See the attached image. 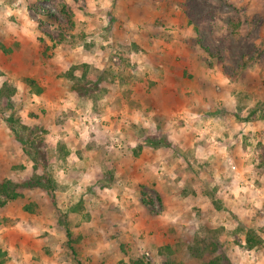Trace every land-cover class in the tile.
Segmentation results:
<instances>
[{"label": "rangeland", "instance_id": "rangeland-1", "mask_svg": "<svg viewBox=\"0 0 264 264\" xmlns=\"http://www.w3.org/2000/svg\"><path fill=\"white\" fill-rule=\"evenodd\" d=\"M175 1L192 28L189 41L192 50L198 51V70L205 77L203 92L210 106L206 104V112L198 118L176 114L170 121L187 125V132L208 143L212 155L222 162L218 168L228 178L220 180L197 160L187 162L191 170L185 166V172L193 175L188 178L192 181L171 180L174 184L170 185L176 192L173 199L179 200L183 211L169 229L178 242L157 249L146 244L144 237H137L130 244L106 245L114 257L101 261L95 254L82 257L70 238L39 244V233L44 231L36 224L39 204L52 211L49 220L66 221V213L56 208L60 184L54 171L58 165L47 148L46 136L53 121L75 132L82 113H101L98 100L108 92L109 84L115 85L119 76L128 78L124 69L130 65V57L140 60L138 50L142 49L129 40L131 29L140 27V15L136 10L128 14L123 11L117 17L110 9L93 8L88 0H0V38L7 40L0 42V89L7 83L15 90L8 101L0 100V124L13 129L23 158L13 180H0L17 186L20 193L0 207V264H204L212 257H220L222 264H264V124L259 130L246 129L250 122L264 123V0ZM64 6L73 13V25L61 28L45 17L43 7L66 24ZM231 20H239V26L230 28ZM60 36L66 39L56 44ZM93 63L103 67L94 71ZM54 67H58L55 77ZM41 78L57 80L63 92L67 91L63 82L67 83L79 99V112L69 110L66 116L64 102L54 105L52 97L46 106L41 96L49 82ZM68 117L70 125L66 126ZM102 123L91 135L92 140H81L75 133L76 139L89 145L101 134ZM112 138L121 146L119 150L110 148ZM106 145L117 156L135 149L112 134ZM166 151L176 158L181 155L179 148L166 147ZM200 171L207 173L205 182L198 177ZM167 176L165 171H158V179ZM137 188L142 206L153 216H161L162 202L168 196L155 193L150 185ZM200 196L206 199L205 208L196 206ZM216 213L219 218L214 220ZM50 230L54 238L62 232L54 224ZM248 235L258 241L253 248L246 246ZM96 246L90 250L97 252ZM190 246L199 258L192 255ZM113 247L125 260L115 258ZM39 248L40 253L36 251Z\"/></svg>", "mask_w": 264, "mask_h": 264}, {"label": "crops", "instance_id": "crops-1", "mask_svg": "<svg viewBox=\"0 0 264 264\" xmlns=\"http://www.w3.org/2000/svg\"><path fill=\"white\" fill-rule=\"evenodd\" d=\"M88 1L93 8L99 5L97 9H110L117 17L123 11L126 14L137 11L140 15V27L131 29L129 40L132 46L142 49L138 50L140 60L130 57V65L127 63L128 68L124 69V73L128 72V78L122 79L119 76L114 81L115 85L109 84L108 92L98 100L103 132L101 130V134L92 143L86 145L78 137L76 139L75 133L78 136L80 123H77L73 132L69 126V117L65 123L69 130L62 128V124L57 121L51 122L49 129L45 128L49 130L46 136L49 141L47 148L58 165L54 171V177L60 184V189L56 192V197L59 198L56 199V208L66 213V221L49 220L48 216L52 211L47 209V205L43 208L39 204L40 219L36 220V224L45 231L41 235L39 233V244L49 245L55 240L64 242L66 238H70L82 257L95 254L101 261H107L114 257L111 248L106 246L109 244H130L137 237H144L146 244H152L151 248L156 246L158 249L163 244L173 245L178 242L169 229L176 225L173 221L177 216L183 215V211L180 209L181 205H178L179 200L173 199L176 192L172 191L170 185L174 181H192L188 178L193 175L188 176L185 172L186 167L190 169L187 162L197 160L206 164L207 169L211 173H217L220 180L224 178L226 181L228 177L223 176L222 168H218L222 162L212 155L208 143L199 142L187 132V125L170 121L176 114L186 118L203 116L207 110L206 104H209L203 92L205 77L198 70V51L192 50L189 41L192 28L187 26V17L176 5V1ZM158 21L163 24H158ZM122 34L119 36L122 37ZM0 42L7 40L0 38ZM192 52L197 54V58ZM52 64L55 66L56 63ZM93 64L94 71L103 67L102 63ZM57 68L52 69L53 77L57 76ZM41 80L49 82L41 96L46 106L54 99V105L64 102L65 107L62 110L66 116L69 110L79 112L80 109H76L79 99L67 83L60 81L67 88L63 92L64 89L61 91L57 80ZM16 88L18 89L17 86ZM262 124L264 123L256 120L250 122L246 129L259 130ZM146 131L151 133H145ZM111 134L122 138L129 148L135 147L134 151H127L121 156L110 153L106 144ZM19 144L21 143L16 140L13 129L0 124V180H13L16 177V169L22 165L23 159ZM166 147L179 148L177 152L181 155L176 158L166 151ZM158 171H165L168 176L158 179ZM206 174L200 171L198 177L205 182ZM232 182L233 180L230 185ZM149 185L155 193L160 191L162 197L168 196L162 202L161 216H153L151 210L148 211L142 206L138 197L137 187L144 186L146 189ZM199 195L202 196L201 191ZM201 196L196 206L205 208L206 199ZM217 218L219 216L216 213L214 220ZM53 224L62 230L59 237H51L50 227ZM93 245H97V252L90 250ZM41 250L39 248L36 251L40 253ZM114 252L117 260H125L124 256L118 255L121 253L117 247Z\"/></svg>", "mask_w": 264, "mask_h": 264}, {"label": "trees", "instance_id": "trees-1", "mask_svg": "<svg viewBox=\"0 0 264 264\" xmlns=\"http://www.w3.org/2000/svg\"><path fill=\"white\" fill-rule=\"evenodd\" d=\"M45 17L48 19H52L54 22L58 23V25L62 28L64 26H72V15L73 13L70 11L68 6H64L62 8V16L63 20L66 21V24H62L61 20H58L52 12H50L48 9L44 8ZM240 21L239 20H231L230 21V28H237L239 26ZM62 24V25H61ZM52 38V37H51ZM53 39V38H52ZM66 37L60 36L58 41H56V44H63L62 42L65 41ZM75 69V68H73ZM28 83L30 85H35V82L33 80H29ZM40 89V88H39ZM15 90L14 88H11L7 83H4L2 85V88L0 89V100L2 101H8L9 98L14 94ZM39 92V91H37ZM20 196V193L17 191V186H14L10 184L7 181H4L0 183V207H3L7 204L8 201L14 200ZM246 246L248 248H253L257 243V239L254 236L248 235L245 239ZM193 247H189V250L191 251L192 255L196 258H199L200 255L195 252H193ZM204 264H222V259L220 257H212L208 262Z\"/></svg>", "mask_w": 264, "mask_h": 264}, {"label": "built area", "instance_id": "built-area-1", "mask_svg": "<svg viewBox=\"0 0 264 264\" xmlns=\"http://www.w3.org/2000/svg\"><path fill=\"white\" fill-rule=\"evenodd\" d=\"M102 120L101 113H82L79 117L80 126L78 131V136L81 140H89L91 139V135L95 134L97 131V127L99 123ZM82 123V124H81ZM113 139V138H112ZM111 149L121 148L119 146V143L115 141V139L112 140V142L109 144Z\"/></svg>", "mask_w": 264, "mask_h": 264}]
</instances>
